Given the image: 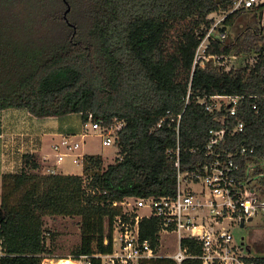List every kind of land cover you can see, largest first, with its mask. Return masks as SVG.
<instances>
[{"label": "trees", "instance_id": "trees-1", "mask_svg": "<svg viewBox=\"0 0 264 264\" xmlns=\"http://www.w3.org/2000/svg\"><path fill=\"white\" fill-rule=\"evenodd\" d=\"M82 1L88 4L85 22L69 16L75 29L57 9L63 0H0V111L25 108L40 118L80 113L84 122L89 114L103 124L123 121L118 157L105 167L100 154H85L83 171L75 174L49 173L37 153L24 154L21 171L2 175L0 264L57 258L47 244V215L82 216V240L73 255L109 251L114 221L125 217L115 201L176 190V168L166 153L178 142L171 117L183 113V167L193 168L201 158L218 120L199 97L244 96L239 113L246 128L236 140L264 153L263 28L256 24L236 38L226 28H236L238 17L258 6L230 12L234 0H69L71 12ZM227 12L221 29L227 38H212L206 52L251 55L253 62L230 69L194 67L214 24L211 15ZM159 225L157 217L142 218L141 238L156 246ZM183 245L200 253L193 240ZM253 259L264 264V256ZM143 264L178 263L156 257ZM182 264L201 262L187 258Z\"/></svg>", "mask_w": 264, "mask_h": 264}, {"label": "built area", "instance_id": "built-area-1", "mask_svg": "<svg viewBox=\"0 0 264 264\" xmlns=\"http://www.w3.org/2000/svg\"><path fill=\"white\" fill-rule=\"evenodd\" d=\"M263 3L264 0H234L230 12L248 10ZM227 14L214 21L203 38L195 55L194 67L218 65L231 68L226 62L227 55L206 52L212 38L221 41L227 38V32H219V25ZM189 96L190 91L187 101ZM243 98L228 94L198 98L207 111L215 112L218 127L209 130L204 151L193 168L185 169L182 163L179 131L183 113L171 117L169 125L176 122L178 142L166 153L176 168L175 192L171 195L125 197L115 201L114 205L122 208L125 217L118 215L114 221L112 248L106 252L70 255L61 258V264L67 261L70 264H93L95 260L100 264H143L156 257L173 258L178 264L187 258H198L201 264H257L254 256L249 254L248 245L237 241L232 231V227L241 225L242 221L247 223L260 213L264 215V153L236 140L246 128V121L239 113ZM254 108L258 109L256 104ZM164 120L159 121L158 127L163 125ZM83 123L85 130L99 132L103 145L116 144L118 130L124 124L123 121L103 124L102 120L95 121L92 114ZM87 134L83 133L82 137ZM83 142L84 139L79 142L71 136H63L52 146L56 161L45 162L50 166L48 172H58L53 164L60 165L70 156H73V163L83 166L86 153L77 152ZM152 216L157 217L160 224L156 246L151 239L141 238L140 221ZM186 239L198 243L200 253L191 254L188 246L183 245ZM105 245H110L107 237ZM164 247H169L170 251L162 253Z\"/></svg>", "mask_w": 264, "mask_h": 264}, {"label": "rangeland", "instance_id": "rangeland-1", "mask_svg": "<svg viewBox=\"0 0 264 264\" xmlns=\"http://www.w3.org/2000/svg\"><path fill=\"white\" fill-rule=\"evenodd\" d=\"M66 5V4H65ZM62 3H59L57 9L64 14L66 6ZM72 7V5H71ZM88 8V4L86 1L79 2L74 10L68 15L71 17L73 21L85 22L86 19V10ZM253 9V8H252ZM72 10V9H71ZM245 13V18L242 16L237 19L236 28H232L227 26V32H229L232 38H236L239 33L249 29L256 24H258L261 28H263L264 32V7L259 8V6L254 10H248L243 12ZM225 13H214L212 14L214 21L221 19ZM224 27L223 23L219 25V32ZM254 57L251 55L245 54H237L236 52H232L227 55L226 62L229 64V68L235 67L238 68L240 66H244L248 62H253ZM88 132L85 138L82 137V133ZM82 133L74 136L73 139L82 143L81 148L78 149L77 152L81 154H100L104 160V166L106 167L108 164L114 162L118 157V146L116 144L112 145H103L102 137L100 136L98 131H94L92 129L85 130L83 127ZM49 156L48 160H41L43 163V170L48 171V167L45 162H53L56 161V155L54 154V150ZM73 156L67 157V159L61 164H53L56 165V170L61 172L71 171L75 174H80L83 170V166L81 163H73ZM53 167V166H51ZM146 210H143V212ZM46 224V233H47V244L53 249L56 257L64 256L67 258L70 255L74 254V249L78 247L82 240V216L73 215V216H64V215H47L45 217ZM104 230L109 227V221L104 219ZM232 231L234 233L235 239L237 241H242L241 238L245 237V245H249L251 247V251L249 254L251 256H264V215L260 213L255 216L252 221L247 222L244 227L241 225H236L232 227ZM169 247H164L162 253L169 252ZM173 251V250H171Z\"/></svg>", "mask_w": 264, "mask_h": 264}, {"label": "crops", "instance_id": "crops-1", "mask_svg": "<svg viewBox=\"0 0 264 264\" xmlns=\"http://www.w3.org/2000/svg\"><path fill=\"white\" fill-rule=\"evenodd\" d=\"M83 127L84 123L80 113L40 118L35 117L25 108L1 110L0 201L2 175L21 171L24 154L37 153L42 161L48 160L55 143L60 142L63 136L72 137L82 133ZM65 173L72 172L66 171ZM57 256L60 259H57L58 257L46 259L43 264H59L61 258H65L64 256Z\"/></svg>", "mask_w": 264, "mask_h": 264}, {"label": "water", "instance_id": "water-1", "mask_svg": "<svg viewBox=\"0 0 264 264\" xmlns=\"http://www.w3.org/2000/svg\"><path fill=\"white\" fill-rule=\"evenodd\" d=\"M63 1H64V3L66 4V9H65L64 14H63L64 19L76 29V26H75L74 24H72V23L70 22L69 18H68L69 12H70L71 9H72L71 4H70L69 0H63ZM250 220H251V219H250ZM244 225H245V221H242V222H241V227H244ZM242 243H243V244L245 243V241H244V237H242ZM248 250H251V247H250L249 245H248Z\"/></svg>", "mask_w": 264, "mask_h": 264}, {"label": "bare ground", "instance_id": "bare-ground-1", "mask_svg": "<svg viewBox=\"0 0 264 264\" xmlns=\"http://www.w3.org/2000/svg\"><path fill=\"white\" fill-rule=\"evenodd\" d=\"M71 262H69V261H67V262H65V264H70ZM59 264H61V262H59Z\"/></svg>", "mask_w": 264, "mask_h": 264}, {"label": "flooded vegetation", "instance_id": "flooded-vegetation-1", "mask_svg": "<svg viewBox=\"0 0 264 264\" xmlns=\"http://www.w3.org/2000/svg\"><path fill=\"white\" fill-rule=\"evenodd\" d=\"M246 224H247V223L245 222V225H246ZM245 225H244V226H245ZM243 237H244V236H243ZM244 240H245V237H244Z\"/></svg>", "mask_w": 264, "mask_h": 264}]
</instances>
